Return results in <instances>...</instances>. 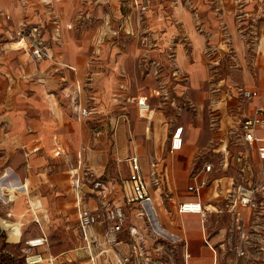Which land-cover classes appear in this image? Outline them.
<instances>
[{
  "label": "crops",
  "instance_id": "crops-1",
  "mask_svg": "<svg viewBox=\"0 0 264 264\" xmlns=\"http://www.w3.org/2000/svg\"><path fill=\"white\" fill-rule=\"evenodd\" d=\"M130 1L135 10L139 9L135 5L136 2L147 7L153 0ZM189 1L193 3L201 0ZM70 3L71 0H51L50 9L60 26L55 39L51 30V14H48V9L40 0H27L24 6L19 0H0V192L9 197V200L4 202L0 199V264H6L4 257L8 259V255L15 256L21 237L26 240L43 234L47 236V242L35 248V251L40 252L44 258L52 259L53 264H91V256L102 260L104 264H120L121 256L130 251L128 226H134L144 235V227L147 222L151 224L153 217L161 228L168 231L175 241L174 245L179 248L178 256L174 252L173 258L166 259L158 253L159 249L156 250L155 239L147 236V253L153 260L161 259L163 264H243L242 260L235 257L230 245L225 243L229 218L227 213H212L203 223L199 213L181 211L180 203L216 199V183L219 182L223 188L235 174L233 154L242 149L237 143L239 138L231 141L226 132L227 128L234 129L241 118L250 117L257 104L264 105V27L259 30V60L256 59L253 67H250L239 59L240 64L236 69L240 74L242 87L258 90L261 97L250 100L244 108L245 112L240 111L241 107H238L240 110L231 109L227 115H222L224 121L221 129L224 132L220 143L229 145L231 162L221 170L213 169L201 173L211 182L196 195L188 191L187 186L194 182L192 175L196 174V170L200 169L204 162L212 163L216 167L219 156L215 152L217 148L214 149V160L205 159L200 167L191 171L189 165L192 153L195 152L196 138L193 128L187 123L177 124L183 126L182 148L169 154L166 149L173 127L166 134L161 116L148 127L142 119L143 114L139 115L136 109V119H126V113L120 115L125 119L117 117L113 112L117 110L118 104L111 99L114 94H118V86L122 84L119 83L121 79L114 81L112 71L110 77L99 76L101 88L98 91L95 88L90 90L93 95L86 98L83 94L86 69L91 67L98 70L102 65H107L108 69L116 67L124 59V55L127 59L133 53V45L121 46L114 42L104 45L109 37H113L101 26L103 22L106 24L109 21V15H106L98 19L101 25L97 30H100L94 35V47L89 46L92 37L83 36L71 26H66ZM99 9L98 7L97 10ZM111 12L113 15L117 10ZM209 13L211 14L208 20L205 19L206 28L203 32H197L187 9L175 7L173 18L180 24H165L164 21L158 33H151L153 37H159L161 34V39L170 36L188 37L191 59L183 54L182 45L175 44L174 64L191 72L193 84L197 83L201 74L199 65L203 66L204 63L203 51L206 45L212 43L211 40L208 42L203 38L207 37V33L212 38L220 34L212 23L216 16L212 11ZM5 14L9 15V19L5 18ZM23 21L44 25L42 37L46 44V57L34 60L25 48L27 42L18 40L15 32ZM123 21L124 27L126 26L125 34L133 38L131 36L134 34L135 21L129 16H125ZM103 40L105 41L102 42ZM220 88L217 91L219 95L223 92L222 87ZM75 90L79 103L92 110L86 119H98L94 127L97 137L91 139L90 131L84 125L86 119L76 118L72 114L69 96ZM139 96H146L149 101L150 96ZM225 97L229 99L230 104L234 102L232 93H225ZM231 105L235 106L233 103ZM231 105L225 106L229 108ZM256 135L264 138V129L256 130ZM139 136L149 139L143 142ZM166 141L167 145L163 150ZM87 146L91 149L84 152ZM253 147L254 145L249 155L255 172L259 163L264 160H259ZM72 153L77 159V166L74 167H71L70 163ZM84 156L87 158V164L93 168V172H90L103 180V186L95 195L91 193V183L88 181L90 177L82 171L79 172L80 161ZM130 156L137 157L142 180L151 197V214L147 219L136 215L139 206L127 205L125 202L124 186L129 172ZM73 170L82 178L80 201L72 190ZM153 170L164 178V183L158 187L150 182ZM213 179L217 181H212ZM18 186L22 188L19 189ZM169 194L174 201L171 219L163 207ZM102 199L124 208L127 216L124 228L117 234L118 244L109 245L103 235L106 227L94 224L89 228V232L96 237V243L86 247L76 225L78 208L82 205L96 210ZM51 226L60 227L66 233L61 249H47V230ZM20 249H24L23 245ZM99 249L104 251L98 255ZM132 259L130 264H145L141 257L132 256Z\"/></svg>",
  "mask_w": 264,
  "mask_h": 264
},
{
  "label": "rangeland",
  "instance_id": "rangeland-1",
  "mask_svg": "<svg viewBox=\"0 0 264 264\" xmlns=\"http://www.w3.org/2000/svg\"><path fill=\"white\" fill-rule=\"evenodd\" d=\"M130 2V0H71L66 15L68 17L67 23L74 31H79L83 36L92 37L89 46L94 47V35L100 30H97L101 25L98 19L104 18L106 15H109V21L106 24L103 22L101 26L109 31L113 37H109L107 44L104 45H111L113 42L121 46L133 45V53L128 55L127 59L124 55V59L116 67L108 69L107 65H102L98 70L91 69V67L87 68L83 80V94L86 98H90L93 95L90 90L95 88L98 91L101 88L99 76L110 77L113 73L114 81L121 79L119 83L122 84L118 86V94H114L113 99H111L118 104V106L115 105L117 110L113 113L120 119L124 118L120 115L126 113L125 117L129 120L136 119V110L138 111L133 98L140 94L150 96L148 103L153 109L151 125L158 116H161L162 126L166 127V134L177 124L185 125L187 123L189 127L193 128L196 148L195 152L192 153L189 167L191 171H194L202 165L205 159H215L214 149L218 147L224 132L221 129L224 121L222 115L224 113L227 115L231 109L240 110L238 107H241L240 111L245 112L244 108L249 103L248 100H242L236 96L235 91H233L234 99L232 101L234 102H231V104H235L233 106L230 101L228 102L229 99L225 97V93L230 92L228 90L231 88L242 86L240 74L236 70L240 64L239 59L250 67H253L256 59L259 60V30L264 27V0H201L193 3H190L189 0H153L144 10L136 9L133 6L134 10ZM98 7L99 10H97ZM175 7L187 9L192 16V24L197 32H203L206 28L205 19L208 20L210 11L216 16L212 23L213 27L220 31V34L212 38L207 33V37L203 38L204 41L209 42L211 40L212 43L206 45V49L204 48L202 54L204 63L203 66L202 64L199 65L201 74L197 78L196 84L192 83L190 71L174 64L175 44L182 45L183 54L191 59L188 37L170 36L161 39V34L158 35L159 37L151 35V33H158V29L164 21H166L165 24H180L173 18ZM112 10H117V12L111 15ZM125 16H129L135 21L134 34L131 36L133 38L127 37L125 34L126 26L124 27L123 21ZM222 31L228 35L229 43L234 52L232 58L227 56L223 50ZM143 48L145 50L142 51ZM223 84H227V86H223ZM217 86L223 89L221 95L215 91ZM225 105L231 106L228 108ZM96 122H98L97 118L96 120L86 119L84 122L90 131L91 139L97 137V130L94 128ZM226 134L231 141L237 137L233 128H227ZM139 137L143 142L149 139L146 136ZM166 145L167 141L163 150H165ZM90 149L87 146L84 152H89ZM240 149H245V147L241 145ZM70 159L71 167L77 166V159L74 158L73 153L70 155ZM86 161L85 156L80 161L79 172L82 171L84 175L87 172H93L92 166ZM173 203L172 195H167L163 207L166 209L165 212L169 219L172 218ZM152 227L153 225L151 226L150 222H147L143 230L144 235L155 239V247L159 248V253L166 259L173 258L174 252L178 256L179 248L174 245L175 241L168 231L161 228L162 232L155 233ZM47 233L49 234L47 249H61L65 231L60 227L51 226ZM24 240L25 238H20L19 248L18 251L15 250L14 257L8 255V259L3 258L6 260V264H26L22 249H20L22 245L25 248ZM248 264H264V261Z\"/></svg>",
  "mask_w": 264,
  "mask_h": 264
},
{
  "label": "built area",
  "instance_id": "built-area-1",
  "mask_svg": "<svg viewBox=\"0 0 264 264\" xmlns=\"http://www.w3.org/2000/svg\"><path fill=\"white\" fill-rule=\"evenodd\" d=\"M19 1L23 6L27 3V0ZM40 2L48 9V14H51V30L54 32V38L56 39L60 26L56 16L53 15L50 9L51 0H40ZM135 5L140 10L146 8L144 4L139 2H136ZM5 18L9 19V15L5 14ZM66 26L69 27L70 24ZM43 30V24H31L23 21L19 24L15 32L19 41L25 40L27 42L25 48H27L30 56L34 60H39L47 56L45 40L42 37ZM222 36L221 43L223 50L227 56L232 58L234 52L229 43L228 35L225 31H222ZM219 88L217 86L215 91H218ZM262 89L264 91V86ZM228 91H230L228 92L229 94L235 91L236 96L242 100L250 101L255 97H261V93L258 90L246 89L242 86L231 88ZM69 97L72 114L76 118L81 117L86 119L91 115L92 110L79 103L77 90ZM133 99L139 115L142 113L146 126H150L153 109L150 107L147 97L137 96ZM234 129L237 138H239L237 143L243 145L245 149L233 154L232 160L236 164V169L234 176L230 178L229 184L222 188L219 182H217L215 185L217 189L216 199L207 202L201 200L184 201L180 203V210L183 212L199 213L203 223L208 220L212 213H227L229 218L225 243L230 245V249L234 252L235 257L242 260L243 264L253 263L255 261L262 262L264 261V162H260L257 171L254 172L249 154L250 149L254 145L253 149H255L259 160H264V138H259L256 135V130L264 129V105L257 104L252 115L247 118H241ZM234 143L237 144L236 142ZM182 145L183 126L174 125L170 132L166 152L172 154L180 150ZM215 152L219 154L216 167L212 163L204 162L202 167L196 170V174L192 175L194 182L187 186L188 191L199 195L200 191L211 182L207 177L202 176L201 173L210 172L213 169L221 170L229 165L231 155L228 153V144L220 143ZM128 165L129 172L124 186L125 202L127 205L139 206L136 215L147 219L150 217L149 214H151V208L149 207L151 197L142 180L140 164L137 157L130 156L128 158ZM86 175L90 177L88 181L91 183V193L95 195V192L103 186V180L91 172H87ZM163 180L164 178L159 176L157 172L154 170L151 172L150 182L152 185L158 187L164 183ZM214 180L216 179L212 181ZM71 185L72 190L76 194V198L80 201L82 178L74 170L71 173ZM18 187L19 189L22 188L21 186ZM0 199L4 202V200H9V197H6L0 192ZM126 218V212L121 205L112 204L110 201H103L102 199L100 206L96 210H90L87 207L79 205L76 225L86 247L96 243V237L89 232V228L94 224L104 225L106 227L103 234L105 241L109 245H116L118 244L117 234L123 230ZM127 232L131 239L129 243L130 251L121 256L120 264L132 263V256L141 257L144 259L145 264H163L161 259L153 260L148 255L146 237L141 232L134 226H128ZM160 232H162V229L155 233ZM46 242L47 236L45 234L25 240V248L22 250V253L26 264H53L52 259L44 258L40 252L35 251V248L42 246ZM158 249L156 247V250ZM103 251L104 249H99L98 255ZM90 258L91 264H104L102 260L95 259V256H91Z\"/></svg>",
  "mask_w": 264,
  "mask_h": 264
},
{
  "label": "bare ground",
  "instance_id": "bare-ground-1",
  "mask_svg": "<svg viewBox=\"0 0 264 264\" xmlns=\"http://www.w3.org/2000/svg\"><path fill=\"white\" fill-rule=\"evenodd\" d=\"M1 185V184H0ZM151 222H152V225H153V229H154V231L156 232H158V231H160L161 230V227H160V225H159V223L157 222V220L155 219V217H153L152 219H151ZM164 229V228H163ZM165 230V229H164Z\"/></svg>",
  "mask_w": 264,
  "mask_h": 264
}]
</instances>
